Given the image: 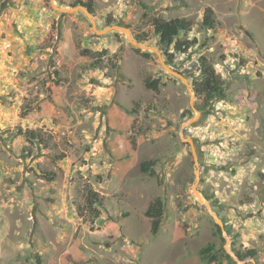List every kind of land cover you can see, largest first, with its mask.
Here are the masks:
<instances>
[{
    "label": "rangeland",
    "instance_id": "374dc122",
    "mask_svg": "<svg viewBox=\"0 0 264 264\" xmlns=\"http://www.w3.org/2000/svg\"><path fill=\"white\" fill-rule=\"evenodd\" d=\"M54 1L72 8L77 0ZM92 2L98 31L129 26L133 38L146 37L192 92L206 57L228 99L205 107L155 52L120 30L97 34L83 11L0 0V264H205L199 252L211 242L228 254L231 238L222 243L192 195L197 172V190L212 198L236 246L256 251L247 264H264V0ZM207 8L215 30L201 27ZM154 17L190 20L180 39L197 44L171 49V63ZM95 58L100 67L89 69ZM146 161L156 162L155 176L141 171ZM89 191L103 203L98 219L86 208ZM157 198L165 214L153 236L145 211Z\"/></svg>",
    "mask_w": 264,
    "mask_h": 264
},
{
    "label": "trees",
    "instance_id": "16d2710c",
    "mask_svg": "<svg viewBox=\"0 0 264 264\" xmlns=\"http://www.w3.org/2000/svg\"><path fill=\"white\" fill-rule=\"evenodd\" d=\"M72 8L77 6H84L87 8L92 15L95 14V9L92 0L88 2H83L81 0H77L74 4L70 5ZM146 7V6H144ZM214 11L211 8H207L204 12L203 20L201 23V27L205 30H215L216 28V19L214 16ZM153 27L154 34L158 39V44L160 50L164 52L172 63V54H170V50L173 49L177 53H186L192 47L197 44V40H181V35H187L192 31L193 23L184 18H173L166 20L162 17H154L151 23ZM136 41L141 43H147L146 37H135ZM140 51V50H137ZM106 51L100 52L98 54H94L91 51L83 50V55L88 56L89 58H94L96 55H104ZM143 55L146 57H150L151 52H143ZM98 59H93L90 62L89 69H95L100 67V63L97 62ZM197 71H199L198 75L192 76L191 84L193 87V92L197 98V100L203 102L205 107H209L216 100H227L228 96L226 93V84L221 80L220 76L216 72L214 66L209 62L206 57H202L200 59V66ZM146 87L148 89H153L158 91L160 82L147 80L145 82ZM202 111L204 107H199ZM26 139L28 141H37L43 147H46L44 144V139L41 136V133L34 130H27L24 133ZM156 165L155 161H146L143 162L140 167L141 171L149 176H155L154 167ZM208 201L211 202L212 206L215 204L212 202V198L208 195H205ZM102 200L99 199L98 193L89 191L86 198V208L90 212L93 219L99 218V212L97 211V206H101ZM165 214V203L162 199L157 198L154 202H152L145 211V215L151 219V233L153 236H156L159 232V229L162 224V219ZM216 226V234L219 236L223 244H226L227 239L223 236V230L218 226ZM225 231L227 236L231 238L232 244L231 249L234 253L236 259L240 262H244L247 264L248 260L257 259V253L254 250H242L241 248L236 246V242L234 240L232 231L225 225ZM199 255L202 261L205 264H221L224 257L228 262L227 264H237L236 260L229 254L222 252L221 248H217L214 243H208L204 248H202L199 252Z\"/></svg>",
    "mask_w": 264,
    "mask_h": 264
},
{
    "label": "water",
    "instance_id": "95a60500",
    "mask_svg": "<svg viewBox=\"0 0 264 264\" xmlns=\"http://www.w3.org/2000/svg\"><path fill=\"white\" fill-rule=\"evenodd\" d=\"M52 3H53V8L55 10L61 12L62 14H69V13H73V12H76V11H83L87 15V17L89 18V20L91 21V23L93 24L95 32L97 34H99V35H105V34H107L110 31H118V30H120V31L124 32L127 35L128 41L133 46H135V47H137V48H139L141 50H144V51H152V52H155L161 58V63H162V66L164 67V69L169 74H171L172 76L181 79L186 84V86L189 89V91L192 93V97H194L193 92H192V88H191V85L189 84L188 79L185 76H183L180 72H178L177 70H175L173 67H171L169 64H167V62H165L162 59V55H161V53L159 52L158 49L153 48V47H149V46H147L144 43H141V42L136 41L132 37V34L130 32V29H129V26L122 27V26L116 25V26L109 27V28H107L104 31H98L97 28L95 27L96 26V21H95L93 15L84 6H78V7H74V8H61V7H59V6L56 5V3H55L54 0H52ZM197 115L199 117L200 113L197 112ZM194 120L192 119V120H190L189 123L184 124V127H187L189 124H193ZM189 142L192 144V141L191 140H189ZM196 175H197V180H196L195 184L192 187V195L199 201L200 204L205 205L207 207V210H208L209 214L211 215V217L214 219L216 225H218L223 230V236L224 237H227V233L225 231V224H224L223 220L218 216V214L216 212L213 211V209H212L209 201L207 200V198L199 190H197V185L199 184V173L197 172ZM226 243L227 244L230 243L228 239H227V242ZM228 254L231 255L234 259H236L234 253L228 251Z\"/></svg>",
    "mask_w": 264,
    "mask_h": 264
}]
</instances>
